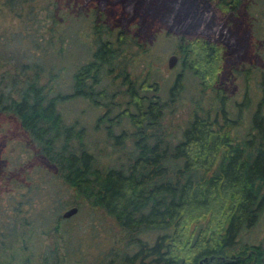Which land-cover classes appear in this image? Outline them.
Here are the masks:
<instances>
[{
	"label": "trees",
	"instance_id": "obj_1",
	"mask_svg": "<svg viewBox=\"0 0 264 264\" xmlns=\"http://www.w3.org/2000/svg\"><path fill=\"white\" fill-rule=\"evenodd\" d=\"M246 1L151 0L149 11L160 9L167 31L178 33L177 52L183 69L195 74L204 86L215 85L217 103L193 111L180 134L172 136L159 126L165 105L176 100L183 87V71L176 73L166 99L157 92V83L136 84L125 72L126 105L111 116L106 109L98 118V122L108 121L107 136L116 146L128 137L132 140L125 159L110 166L99 164L85 142V127L67 122L61 103L77 96L99 102L94 96L103 95L104 88L95 90L94 86L104 65L115 59L112 40L96 36L91 58L72 73L70 91L45 89L40 82L42 62L22 63L19 75L0 73V113L17 118L38 156L55 169L56 178L46 179L51 187L57 181L58 190L73 195L53 199L54 204L58 208L88 204L117 223L127 236L126 244L133 247L118 255L121 264H264V237L258 242L244 237L264 214V69L260 98L249 128L241 136L233 128L243 108L250 105V97L245 91L232 116L228 95L217 82L232 53L225 26ZM57 4V0H0V12L22 20L17 39L26 37L29 47H38L34 32L43 20L39 12L54 5L55 13H44L51 18V29L59 20ZM100 12H94L95 28L102 20ZM35 21L39 23L32 27ZM58 23L52 31L59 30ZM13 32L1 33L8 38L4 43L0 34V46L12 45L9 40L18 35ZM29 68L37 71L29 74ZM124 117L133 131L113 133L112 127ZM147 230L158 231L152 241L140 236ZM60 236H66V244L67 236L71 238L68 227L61 229ZM58 250L55 241L39 264H59ZM71 251L67 246L64 256Z\"/></svg>",
	"mask_w": 264,
	"mask_h": 264
},
{
	"label": "rangeland",
	"instance_id": "obj_2",
	"mask_svg": "<svg viewBox=\"0 0 264 264\" xmlns=\"http://www.w3.org/2000/svg\"><path fill=\"white\" fill-rule=\"evenodd\" d=\"M57 1L59 30L52 31L57 23L49 29L51 18L44 16V13H55L54 5H49L46 12L40 10L38 16L43 20L34 32L38 47H29L26 37L17 39L24 26L22 20L10 16L7 11L0 12V34L13 30L18 34L9 40L13 46H0V73L9 77L19 75L18 70H23L22 63L42 62L40 82L45 89L70 91L72 73L91 58L96 36L112 40L117 49L115 59L104 65L100 81L94 86L95 90L104 88L103 95L94 96L99 102L95 104L89 97L77 96L61 103L65 120L85 127V142L97 155L100 165L110 166L125 159L132 147L129 137L121 146H116L107 136L108 121L98 122L106 109L111 116L126 105L125 72L136 84L142 81L157 83V92L166 99L176 73L183 71V87L176 100L165 105L159 126L172 136L180 134L193 111L216 105L215 85L206 87L190 70L183 69L177 52L178 33L167 31L160 9L155 13L149 11L151 0ZM245 3L246 6L242 5L225 26L232 39V53L226 57L217 81L223 84L228 95L227 106L232 116L236 115V103L242 100L245 91L250 97V105L243 108L233 128L238 136L249 128L250 115L261 95L260 75L264 69V0H247ZM97 9L101 11L102 20L95 28ZM38 23L35 21L32 27ZM120 29H124L122 37L118 36ZM2 36L1 41L7 42L8 38ZM171 54H176L177 58L169 66ZM33 70L37 71V68H29L28 73L32 74ZM112 129L113 133L122 129L130 133L133 125L124 117ZM53 174L55 169L38 156L17 118L13 114L0 113V263L39 264L42 254L53 249L57 241L59 264H121L118 255L133 247L126 244L127 236L117 223L100 209L80 205L75 213L57 220L70 205L63 204L58 208L53 199L72 198L73 195L70 191L58 190L57 181L51 187L46 179L56 178ZM67 227L71 238L67 236L65 244L66 236H60V233ZM157 232L147 230L140 236L152 241ZM76 236L81 238L76 239ZM244 237L253 242L263 239L264 214ZM67 246L73 251L64 256Z\"/></svg>",
	"mask_w": 264,
	"mask_h": 264
},
{
	"label": "water",
	"instance_id": "obj_3",
	"mask_svg": "<svg viewBox=\"0 0 264 264\" xmlns=\"http://www.w3.org/2000/svg\"><path fill=\"white\" fill-rule=\"evenodd\" d=\"M176 58H177L176 54H171L169 56V59H168V65L172 66V64H173V62L175 61ZM77 209H78L77 205H71V206L67 207L66 209H64V211H62L61 215L63 217H68L71 214L75 213L77 211ZM204 259H206V257H204Z\"/></svg>",
	"mask_w": 264,
	"mask_h": 264
}]
</instances>
